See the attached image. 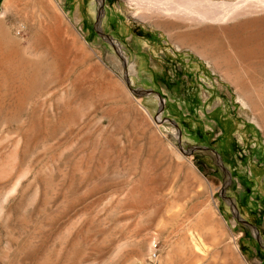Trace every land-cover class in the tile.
Here are the masks:
<instances>
[{"label":"rangeland","instance_id":"rangeland-1","mask_svg":"<svg viewBox=\"0 0 264 264\" xmlns=\"http://www.w3.org/2000/svg\"><path fill=\"white\" fill-rule=\"evenodd\" d=\"M226 1L0 0V264H264V0Z\"/></svg>","mask_w":264,"mask_h":264},{"label":"bare ground","instance_id":"bare-ground-1","mask_svg":"<svg viewBox=\"0 0 264 264\" xmlns=\"http://www.w3.org/2000/svg\"><path fill=\"white\" fill-rule=\"evenodd\" d=\"M203 1H205V0H123V2L127 5V7L132 9V13H130V15H132L133 19H135L138 22H141L143 24L147 23L151 27H155L158 30L161 29L162 26H169L172 28H180L179 23H182L183 26H184V23L188 24V28L189 27H195L199 24H202L201 26L203 27V23L206 24L205 22L210 23V24L224 23V22H227L231 19L245 18L246 13L248 12L247 10H245L244 4L241 5V4L232 3V4H227V6H224L220 9H215L214 11L205 13V12H203V7H201L202 12L197 10V7L202 5ZM210 2H211V0H210ZM226 2H228V1L223 0V3H225V5H226ZM242 2H244V1H242ZM203 6H204V4H203ZM209 7H211V6H209ZM254 11H255V9L253 10V12ZM256 11H257V9H256ZM253 12H251V14ZM256 13L260 14V13H258V11ZM238 22H240V21H238ZM240 23L238 24L240 26L232 27L235 30V31H233L234 34H236V32H239V30H241V28L244 27L245 24H240ZM206 25H204V26H206ZM220 26H221V24H220ZM185 27H187V26H185ZM236 28L239 30H237ZM204 31H205V29H204ZM212 31H213L212 28L207 30V32H212ZM200 32H202V31H197L196 29H194L192 31L184 32L180 36L188 38L191 42L193 41L194 44L197 43L198 45L199 44L201 45V43H202L201 42V36L202 35L204 36V33H200ZM242 41H244V40H242ZM241 43H243V42H241ZM184 45H186V44H184ZM192 45H193V43H192ZM202 45L205 46L203 43H202ZM183 47L184 46L182 45L181 47H178V49L183 48ZM194 47L192 48V47L188 46L187 49L191 50L194 54H196L201 59L206 60L207 59L206 55H204L203 52L199 51L201 48L198 47L199 50H197ZM207 47H209V46H207ZM202 50H204V49H202ZM216 66H217V64H216ZM242 101H243V99H242ZM244 105H245V107H247L246 104H244Z\"/></svg>","mask_w":264,"mask_h":264},{"label":"built area","instance_id":"built-area-1","mask_svg":"<svg viewBox=\"0 0 264 264\" xmlns=\"http://www.w3.org/2000/svg\"><path fill=\"white\" fill-rule=\"evenodd\" d=\"M153 246H154L155 249L157 248V245H156V244H154ZM154 251H155V250H154Z\"/></svg>","mask_w":264,"mask_h":264},{"label":"flooded vegetation","instance_id":"flooded-vegetation-1","mask_svg":"<svg viewBox=\"0 0 264 264\" xmlns=\"http://www.w3.org/2000/svg\"><path fill=\"white\" fill-rule=\"evenodd\" d=\"M233 207H234V205H233Z\"/></svg>","mask_w":264,"mask_h":264}]
</instances>
